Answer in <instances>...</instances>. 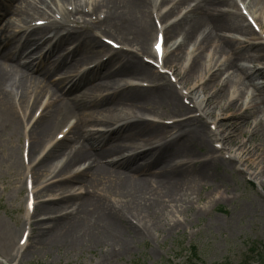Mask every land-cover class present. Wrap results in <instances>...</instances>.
Returning <instances> with one entry per match:
<instances>
[{"label": "bare ground", "instance_id": "1", "mask_svg": "<svg viewBox=\"0 0 264 264\" xmlns=\"http://www.w3.org/2000/svg\"><path fill=\"white\" fill-rule=\"evenodd\" d=\"M243 1L249 14L255 15V11L249 12L254 7H261L259 12L264 13V0ZM191 2H195L194 7L171 23L168 20L177 4L161 12L164 0H0V138L7 129H12L9 139L18 138L19 123L10 107L11 99L19 107L23 105V113L30 103L33 106L39 102L41 113L45 110L28 129L30 161L37 154L39 142L69 119L75 120L66 138L25 171L33 179L39 174L43 179L34 198L54 188L57 194L50 203H35L33 209L45 218L31 222L27 216L23 221L20 235L25 226L29 238L34 234L35 248L48 249L60 243L57 249L96 250L101 260H106L114 257L116 248L126 251L131 241L145 239L147 232H156L166 220H179L177 216L172 218L174 214L160 218L159 212L171 207L172 212L190 208L193 199H201L202 187L207 189L210 181L219 179V183L229 177L225 171L218 174L219 167L232 165L233 170L240 174L246 171L245 175L254 179L264 176V90L257 86L256 78L264 76V66L261 71L254 69L256 62H264V42L260 38L238 41L222 35L231 32L246 37L253 32L236 12L234 0H180L178 5ZM12 4L17 6L14 15L21 17V26L1 20L11 15ZM42 16L50 21L47 27L23 28L24 18L38 20ZM10 28L16 33L7 40L10 32L5 37L2 33ZM155 29L162 34L164 48L174 32L181 36L172 49L165 48L164 53L168 48L170 53L156 61V72L138 61V57L155 58L154 49L148 46ZM50 31L59 36L54 43L48 38L43 41L48 44V53L58 56V49L69 40L76 42L75 47L65 59H42L44 66H36L28 60L36 51L34 45L44 39L42 33ZM30 35L37 39L30 41ZM97 36L116 43V53H108L106 60L78 77L67 75L78 64H87L106 49L111 50ZM190 42L193 50L187 54L184 48ZM184 56L189 61L187 67L179 61ZM56 74L61 77L52 81ZM222 74L225 77L221 80ZM164 75L173 78L183 92L166 82ZM132 76L144 78L150 85L144 89L125 82ZM205 76L207 81L196 88ZM208 84L211 95L202 93ZM248 87L252 94L245 93ZM181 97L189 99L193 108L185 107ZM221 101L222 107L214 105L210 109ZM145 112L155 117L158 113L198 114L164 126L142 118ZM91 125L96 126L94 130L85 129ZM241 126L248 129L247 141L251 144L242 143L235 150L230 145L244 132ZM163 139L166 144L153 145ZM132 149L139 152L106 162L114 153ZM215 152L222 153L216 157ZM198 154L207 159L201 160ZM15 157L14 153L9 156L11 162ZM59 157L60 164H51ZM246 162L250 168H246ZM80 165V172L70 174L73 166ZM59 176L67 177L53 181ZM259 185L263 187L264 182ZM201 211L197 208L191 216L198 217ZM127 217L135 221L133 227L128 226ZM167 227L173 228L169 224ZM7 235L8 230L1 226L0 256L12 264L17 254H12L14 248Z\"/></svg>", "mask_w": 264, "mask_h": 264}, {"label": "rangeland", "instance_id": "2", "mask_svg": "<svg viewBox=\"0 0 264 264\" xmlns=\"http://www.w3.org/2000/svg\"><path fill=\"white\" fill-rule=\"evenodd\" d=\"M164 1L165 3L163 5L160 3V5L163 6V12L170 9L173 4H177V9L170 15L168 20V22L171 21V23L183 16L186 9H191V7L195 4L194 2H191L189 3L191 5L189 7V4L178 5L180 0ZM12 7L16 9V6L12 5ZM260 9L261 7H254L251 8V11H255L256 14L254 17L257 18V21L264 24V13L259 12ZM236 12L238 13L237 10ZM178 34L179 32L177 31L172 35L170 34L171 36L169 42L167 43V47L173 45L176 38L180 39L179 36H176ZM222 35H230L233 36V38L240 39V41L243 38L245 39L244 41H252L253 39L256 40V38L259 37L253 32L250 36L246 37L239 36L231 32H225L222 33ZM149 38L148 46L150 49H152L155 38L154 30H152ZM29 40H33V37H30ZM184 50L186 51L187 48H184ZM63 53H66V51H63L62 54ZM144 58L145 60L149 59L147 57ZM144 58L141 59L138 57V61L142 64H145L148 68L153 69L151 68L152 66L147 63V60H144ZM179 61L182 64L184 60L180 59ZM34 63L36 64V61H34ZM259 63L260 64H257L256 62L255 65L260 66V68L261 66L263 67L264 62ZM77 67L79 66H76V68ZM152 71H154V69ZM221 77L224 78L225 76L222 74ZM54 79L56 80L57 77H53V80ZM143 80L146 81L144 78L132 76L126 78L125 82L139 85L144 83ZM258 85L261 87V89L263 87L264 90L263 75L259 76ZM210 88L211 84H208L205 89H203L202 93L208 92ZM245 90L246 88L244 91ZM96 99L98 102L99 99ZM9 104L12 108V112L16 116L13 99L9 101ZM36 104L37 103L32 106L30 103L28 112L33 111V109L36 107ZM214 105H219L222 107L223 101H221L219 104H212L210 109H212ZM20 109L21 112L24 110L22 104L20 105ZM152 115L145 112L142 117L151 122H155L157 118H154ZM157 116H160L159 118H165L163 120L174 117L173 114L169 113H165L164 115L158 113ZM17 119L19 118L16 116V120ZM18 121V138L15 136V138L13 137L12 140L9 139L8 132H11L12 129H7L5 132H2L4 135H1L2 137L0 138V228L2 226L4 231L8 230L7 237L10 236L9 239H11V246H13L14 252L16 250L15 242L20 235L22 227L21 219L25 204V163L21 159L20 153L22 152L21 144L23 130L25 129L24 125L26 122H24L25 120L22 123H20V120ZM94 126H87L85 129H92ZM240 129L242 131L244 130V132L242 135H238L236 139H234V142L232 141L233 143L231 142L232 144L230 145V147H233L235 150L242 143L247 142V146L251 144L247 141L249 135V133H247L248 129L243 126H241ZM54 132L47 139L39 142L35 149H40L41 145L50 139ZM8 139L11 140L10 143ZM163 142L164 140L156 143L163 144ZM60 145H62V143L58 146ZM211 145L212 140L209 141V148ZM12 153L16 155V161L13 162H11V159H9V156ZM221 153L222 152H215L214 156L218 157ZM198 156L201 160L207 159V156L204 154H198ZM114 157L120 159L122 155H117ZM61 158L62 157H59L56 161L52 160L51 164H57L58 161L61 162ZM249 166L251 167L250 164H247V167H245L250 168ZM260 166L262 168V165ZM232 167V165L228 166L227 168H223L222 166L219 167L216 172L221 174L223 171H225L229 177L227 176L225 181H221L219 183V179L216 181H210L207 184V189L202 187L200 190L201 199L199 201L193 199L192 206L187 210L181 212H172L171 207L159 212L160 218H166V215L168 217L169 215L174 214L172 218L177 216L179 217V220H166L164 223L165 226H162L156 232H147L149 234L145 239H136L131 241L126 251H121V249L116 248V253L112 258L110 255L106 260H101L99 253L96 250L81 251V249H57V247L60 246V243L57 245L53 244L51 247H48V249H37L35 248L33 242L34 234H31L25 253L21 258L18 257L15 259L12 264H183V261H186L188 264H240L246 257H251L253 260L251 263L257 264V261L259 260L258 257L261 255L264 256V186L260 187L259 185L260 182H264V176H261L262 179H259L260 177L254 179L248 175H245L247 173L246 171H242L243 173L240 174L236 171V169L233 170ZM78 168L77 166H73L71 170L75 171ZM63 177L66 176H59L57 179H53V181L63 179ZM42 181L43 179L40 177V174L35 177V179H33L34 185L36 186L35 191H40L42 186L39 184L42 183ZM55 190L56 189L54 188L51 191H48L47 194H37V199L35 201H49V198L56 195ZM260 195L261 197H259ZM115 202L113 204H115ZM43 204L45 203H42L41 205ZM197 208L202 209V211L199 213V216H191V214L195 212ZM184 217L189 218L185 219ZM42 218H45V216H42L41 213L35 209L31 221H37ZM126 220L128 226L133 227L135 221H133L130 217H127ZM168 224L173 227L172 230H166L168 228ZM193 246L196 247L199 260H189L191 257V247ZM251 246H253L252 248L257 247V251L259 253L258 257H253L249 252L248 249ZM66 250L68 252H65ZM0 262L8 264L1 256Z\"/></svg>", "mask_w": 264, "mask_h": 264}, {"label": "trees", "instance_id": "3", "mask_svg": "<svg viewBox=\"0 0 264 264\" xmlns=\"http://www.w3.org/2000/svg\"><path fill=\"white\" fill-rule=\"evenodd\" d=\"M258 256H259V255H258ZM258 256H257V257H258ZM193 257L196 258V255H193ZM258 258H259V260H258V264H264V256L261 255V256H259ZM247 262H248V261H247ZM244 264H251V263L248 262V263H244Z\"/></svg>", "mask_w": 264, "mask_h": 264}, {"label": "snow or ice", "instance_id": "4", "mask_svg": "<svg viewBox=\"0 0 264 264\" xmlns=\"http://www.w3.org/2000/svg\"><path fill=\"white\" fill-rule=\"evenodd\" d=\"M157 50L159 51V46H157Z\"/></svg>", "mask_w": 264, "mask_h": 264}]
</instances>
